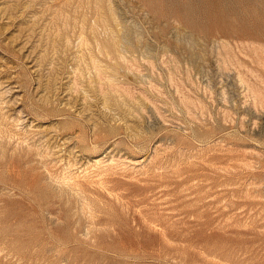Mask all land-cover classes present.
<instances>
[{"label": "rangeland", "instance_id": "rangeland-1", "mask_svg": "<svg viewBox=\"0 0 264 264\" xmlns=\"http://www.w3.org/2000/svg\"><path fill=\"white\" fill-rule=\"evenodd\" d=\"M0 264H264V0H0Z\"/></svg>", "mask_w": 264, "mask_h": 264}, {"label": "bare ground", "instance_id": "bare-ground-1", "mask_svg": "<svg viewBox=\"0 0 264 264\" xmlns=\"http://www.w3.org/2000/svg\"><path fill=\"white\" fill-rule=\"evenodd\" d=\"M160 3H161V2H160ZM189 9H191V8L189 7ZM178 13H179V12H178ZM177 15H178V14H176V18H177ZM178 17H180V16L178 15ZM176 20H177V19H176ZM174 21H175V20H174ZM179 21H181V20H179ZM235 21H236V19H235ZM235 21H234V22H235ZM228 22H230V21L228 20ZM221 23H222V22H221ZM237 23H238V22H237ZM237 23H236V24H237ZM222 24H223V23H222ZM224 24H225V23H224ZM210 25H211V24H210ZM183 26H184V25H183ZM224 26H225V25H224ZM230 26H231V25H230ZM243 26H244V25H243ZM196 27H197V26H196ZM214 27H216V26H214ZM225 27H226V26H225ZM225 27H224V28H225ZM234 27H235V26H234ZM234 27H233V28H234ZM237 27H239V25H238ZM251 27H252V26H251ZM229 28H230V27H229ZM235 29H237V28H235ZM223 30H224V29H223ZM213 31H214V30H213ZM216 31H217V29H216ZM216 31H215V32H216ZM244 31H245V30H244ZM215 32H214V33H215ZM245 32H246V31H245ZM217 33H218V32H217ZM254 33H255V32H254ZM166 47H167V45H166ZM168 48H169V47H168ZM98 164H99V163H98Z\"/></svg>", "mask_w": 264, "mask_h": 264}]
</instances>
